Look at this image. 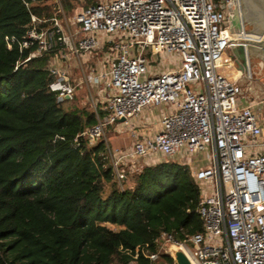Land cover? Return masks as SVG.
I'll use <instances>...</instances> for the list:
<instances>
[{"label": "built area", "instance_id": "obj_1", "mask_svg": "<svg viewBox=\"0 0 264 264\" xmlns=\"http://www.w3.org/2000/svg\"><path fill=\"white\" fill-rule=\"evenodd\" d=\"M46 1L54 14H31L19 42L30 51L23 62L50 57V89L60 102L73 100L80 85L112 90L94 105L97 122L74 141H103L121 187L127 166L138 160L206 153L207 165L193 174L204 231L183 242L164 233L159 251L175 243L193 264H264V90L252 88L248 64L241 71L233 54L234 80L219 73L224 54L242 44L237 41L252 40L243 23L245 32L231 33L225 9L232 0H108L77 13L76 28L67 22L63 0ZM7 41L8 48L17 42ZM95 55H103L102 67L87 68ZM161 58L177 64L164 69ZM71 62L79 65V83L67 68ZM161 105L158 131H140L136 121ZM113 126L127 130L129 147L112 146Z\"/></svg>", "mask_w": 264, "mask_h": 264}, {"label": "trees", "instance_id": "obj_2", "mask_svg": "<svg viewBox=\"0 0 264 264\" xmlns=\"http://www.w3.org/2000/svg\"><path fill=\"white\" fill-rule=\"evenodd\" d=\"M63 5L70 14L80 3ZM31 14L54 9L46 0H0V264H172L159 251L162 235L183 242L204 231L191 168L147 164L126 171L121 187L103 141H74L97 119L74 108L76 97L58 101L50 57L23 62Z\"/></svg>", "mask_w": 264, "mask_h": 264}, {"label": "rangeland", "instance_id": "obj_3", "mask_svg": "<svg viewBox=\"0 0 264 264\" xmlns=\"http://www.w3.org/2000/svg\"><path fill=\"white\" fill-rule=\"evenodd\" d=\"M86 1L87 0H79V3H80V6L79 8L74 11L73 13H68L67 10L66 11V16H67V22L68 24L71 26V28H76L75 26V23H74V17L77 13L81 12L83 9H85L87 6H86ZM104 1H108V0H93L94 3H101V2H104ZM226 11V14L227 15H230V12L231 9L230 8H226L225 9ZM64 24H66V22L63 21V26ZM226 27V26H225ZM231 30V33H234V34H239L238 31L236 30H233L232 28L230 29ZM246 30H250V27L249 26H246ZM244 44V43H242ZM237 47V46H236ZM235 49V47H231L229 49V51H227V53L224 54L223 56V60H224V66L219 70V73L222 74L224 77L228 78L229 80H234V75H233V71H237L236 67H230L228 65V62L231 60V55L233 54V50ZM245 49L246 50H255V47H254V43H246L245 45ZM245 50V51H246ZM246 58H252V55H246ZM240 65H242V61L241 60H238L237 58L235 59ZM164 61V62H163ZM169 58H161L160 59V65L162 68H167L169 65L170 66H174L176 65L177 63L175 61H171L169 62ZM252 60H246V63L248 64V67L253 75V81H252V88L253 89H256V90H259V89H262L261 86L263 87V90H264V82L261 81V79H264V72H261L260 75H258V72H259V64H258V60H254V66H250ZM242 71V70H241ZM237 74H239L237 72ZM250 86V87H251ZM80 91H84V94L85 92H87V90H85V87L83 90H80ZM79 92V91H78ZM78 92L76 95H78ZM261 92L257 93V95H259ZM249 97L251 98H256L255 95H250ZM165 106L161 105V106H156V107H149L145 110V116H149L150 117V120L147 121L146 123L142 120L141 122V127L139 129H144L147 128V130H149L150 132H157L158 130V120H159V117L161 115V111L165 110ZM87 109L89 110L88 112H90L91 114L93 113V115H95L96 117V113H95V109H94V105H92V103L89 101L88 102V105H87ZM147 124V125H146ZM114 126L113 127H110L109 131H108V139L110 141V143L112 144V146L116 145L117 146V141H119V139L121 138H124V134L126 135V132L127 130L126 129H123L121 128L120 129V132L117 133V132H114L113 130ZM132 144L131 140L128 138V146H130ZM119 145V144H118ZM121 146H123L121 144ZM165 161V160H169V161H178L182 164H187L193 174L195 171H197L199 168L207 165L208 163V160L206 158V153H199V154H196V155H190L189 153H185L181 156H178V157H173V158H167V157H160L159 158V161H157L156 159H145V160H138L137 162L135 163H132V164H129V166H127L126 168V171H136L138 168H141L142 166L144 165H147V164H156L160 161ZM128 185V183H127ZM110 228H113V229H117V227L113 226V225H108ZM168 247L165 246V248L162 249V252L163 253H166V251H168Z\"/></svg>", "mask_w": 264, "mask_h": 264}, {"label": "water", "instance_id": "obj_4", "mask_svg": "<svg viewBox=\"0 0 264 264\" xmlns=\"http://www.w3.org/2000/svg\"><path fill=\"white\" fill-rule=\"evenodd\" d=\"M242 5L243 13L240 12L241 7L236 11V24L243 32L245 30L242 23L245 29L246 26L250 27L247 34L254 41L255 50H246L245 44H238L233 50V56L242 61V65L239 64L240 70H244L246 60H252L250 66H254V60H258V75H260L261 72H264V0H242ZM246 55H252V58H246ZM261 81L264 82V79H261ZM123 120L120 119V122H123ZM168 249V254L173 261L172 264H193L181 246L171 243Z\"/></svg>", "mask_w": 264, "mask_h": 264}, {"label": "crops", "instance_id": "obj_5", "mask_svg": "<svg viewBox=\"0 0 264 264\" xmlns=\"http://www.w3.org/2000/svg\"><path fill=\"white\" fill-rule=\"evenodd\" d=\"M240 5H241V8H242V13H243L242 0H232V3L228 7L232 11V12H230V15H228L231 18L232 29L236 30V31L239 30V28H238V26L236 24V20H235L236 19V11L240 8ZM248 37L250 38V35H248ZM245 40H247V39H243L242 41L241 40L237 41L236 43H254L253 40H251V41H245ZM103 59H104L103 55H95V56L91 57L88 65H87V68L89 66H95L96 68L100 69L102 67ZM67 68L71 71L72 78L74 79V81L76 83H79L82 80V74H81L79 65L76 62H71V63H69L67 65ZM84 87H85V90H87V92H85V94H84V91L83 92L80 91V90H83ZM78 91H79L78 95L75 96L76 100H75L74 108L75 109H79V111L82 112V115H83L84 118H86L89 114H91L90 113L91 111L88 112L89 110L87 109V105H88L89 101L92 103V105H95L97 103H101L112 92L111 89H106V88H104L103 86H100V85H93L91 88H87L84 85H80L78 87ZM163 111H165V110H163ZM142 120L146 123L147 121L150 120V117L149 116H145V113H143V115L136 121V123L139 126V128L142 126L141 125ZM119 128L121 129V127H115L114 126V128H113L114 132L119 133L120 132V131H118ZM140 131L145 132V133H150V134L152 133L149 130H147V128H145V127H144V129H140ZM155 132H153V133H155ZM124 136H125L124 138H121V139H119V141L116 142L117 146L114 145V147H121V148L129 147L128 146V134H127V132H126V135L124 134ZM121 144L123 146H121Z\"/></svg>", "mask_w": 264, "mask_h": 264}]
</instances>
